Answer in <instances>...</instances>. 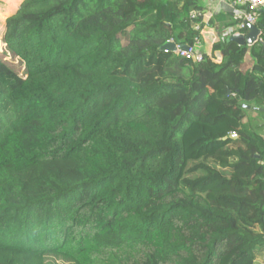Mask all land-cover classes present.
I'll use <instances>...</instances> for the list:
<instances>
[{
    "label": "trees",
    "instance_id": "obj_1",
    "mask_svg": "<svg viewBox=\"0 0 264 264\" xmlns=\"http://www.w3.org/2000/svg\"><path fill=\"white\" fill-rule=\"evenodd\" d=\"M203 9L23 0L7 18L0 264H264V136L244 121L264 108V11L262 41L224 35L221 62L163 50L201 38Z\"/></svg>",
    "mask_w": 264,
    "mask_h": 264
},
{
    "label": "crops",
    "instance_id": "obj_2",
    "mask_svg": "<svg viewBox=\"0 0 264 264\" xmlns=\"http://www.w3.org/2000/svg\"><path fill=\"white\" fill-rule=\"evenodd\" d=\"M23 0H0V34L5 29V24L7 18L14 13L21 5ZM204 9L201 11L202 21L204 23V27H201V53H206L210 56H214L217 62L222 61V53L220 51H213V46L216 42H218L224 35H226L229 31V28L234 26H229L225 28L223 25L225 20H230V16H234L237 11L236 8L230 5L227 1L222 0H202ZM218 17V20L221 17L222 23L218 20L215 21L216 24H221V27L224 29L223 33H220L216 28H214L211 24L212 20ZM201 26V22H200ZM3 36V34H2ZM229 36V35H227ZM254 59L251 56L250 50H246V55L244 58V62L242 64V70L247 71L253 67Z\"/></svg>",
    "mask_w": 264,
    "mask_h": 264
},
{
    "label": "built area",
    "instance_id": "obj_3",
    "mask_svg": "<svg viewBox=\"0 0 264 264\" xmlns=\"http://www.w3.org/2000/svg\"><path fill=\"white\" fill-rule=\"evenodd\" d=\"M230 3L231 6L236 8L237 13L235 14L240 18V22L234 27L229 28L226 35L232 36L235 34L245 33L248 31L250 26H257L258 21L262 12L264 11V0H222ZM201 11H194L193 17L198 18L201 16ZM195 29L201 31L200 24L195 25ZM262 38L259 37L258 42H261ZM201 38L196 37L193 46L183 48L181 45H177V51L182 56L193 57L196 61L202 60Z\"/></svg>",
    "mask_w": 264,
    "mask_h": 264
},
{
    "label": "water",
    "instance_id": "obj_4",
    "mask_svg": "<svg viewBox=\"0 0 264 264\" xmlns=\"http://www.w3.org/2000/svg\"><path fill=\"white\" fill-rule=\"evenodd\" d=\"M260 36H261V29L258 26H250L246 34L240 33V34L232 35L231 37H229V40L235 41L241 46H246V45L252 46L258 42ZM182 47L186 49L188 48L187 45H183ZM162 49L176 51L177 46L174 42H169L166 45H164ZM245 107L251 109L250 105H245ZM255 109L259 112L264 113V108L255 107ZM233 137L236 138V136Z\"/></svg>",
    "mask_w": 264,
    "mask_h": 264
},
{
    "label": "rangeland",
    "instance_id": "obj_5",
    "mask_svg": "<svg viewBox=\"0 0 264 264\" xmlns=\"http://www.w3.org/2000/svg\"><path fill=\"white\" fill-rule=\"evenodd\" d=\"M20 1V0H18ZM1 31V30H0ZM3 34V33H2ZM2 34H0V51L4 50V44L2 41ZM123 42H126V39L123 38ZM19 60L16 59L15 62L17 63ZM16 65V64H15ZM21 71H24V67L21 68ZM245 106V105H244ZM246 118H245V122H248L250 117H253L251 121L253 127L256 129V131L264 136V124H262V119H261V115L257 112V110H253V109H248L246 107ZM263 260V249H257L256 250V264H260V262Z\"/></svg>",
    "mask_w": 264,
    "mask_h": 264
},
{
    "label": "clouds",
    "instance_id": "obj_6",
    "mask_svg": "<svg viewBox=\"0 0 264 264\" xmlns=\"http://www.w3.org/2000/svg\"><path fill=\"white\" fill-rule=\"evenodd\" d=\"M249 30V29H248ZM248 32V31H247ZM247 32H245V33H243V34H246ZM231 37V36H230ZM177 46V45H176ZM233 136H236V138H237V135L236 134H233Z\"/></svg>",
    "mask_w": 264,
    "mask_h": 264
}]
</instances>
